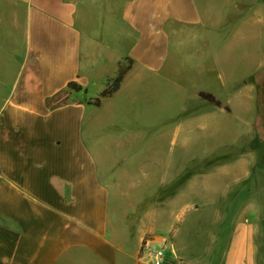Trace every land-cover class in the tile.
<instances>
[{
	"label": "crops",
	"instance_id": "crops-1",
	"mask_svg": "<svg viewBox=\"0 0 264 264\" xmlns=\"http://www.w3.org/2000/svg\"><path fill=\"white\" fill-rule=\"evenodd\" d=\"M203 1L201 8L196 0H0V21H22L17 30L24 48L9 88L1 83L0 264H138L142 238L130 252L119 236L109 235L111 184L100 176L97 161L81 138L87 112L100 109L109 99L100 107L82 102L99 95L87 96L94 67L81 66L83 41L97 43L90 33L93 26L111 44L126 47L114 58L113 77L120 61H132L115 94L130 74L165 69L171 37L180 52L194 43L200 70L213 76L221 93L220 99L212 97L214 107L195 123L206 128L227 116L240 120L243 130L241 138L223 145L228 155L211 152L205 159L208 166L197 170L199 175L182 178L174 166L181 162H167L161 188L170 199L161 212L171 225L189 208L206 205L202 197L209 196L216 218L224 215L227 220L224 197L234 196L229 202L231 220L218 230L223 264H247L250 255L252 264H264V226L257 201L264 190V140L253 106L257 85L264 82V0H219V13L214 5L218 0ZM249 42L254 45L252 56L246 53ZM221 48L226 56L219 55ZM235 52L241 53V64L252 60L237 77L227 70L228 57ZM70 82L82 91L67 89ZM59 94L71 102L54 106ZM179 130L178 125L173 131ZM111 182L120 188L116 179ZM185 197L193 198L185 202ZM250 211L256 215L252 224L246 220ZM156 237L164 249L169 240ZM171 256L185 264L181 255ZM195 258L196 264H211L213 255Z\"/></svg>",
	"mask_w": 264,
	"mask_h": 264
},
{
	"label": "rangeland",
	"instance_id": "rangeland-1",
	"mask_svg": "<svg viewBox=\"0 0 264 264\" xmlns=\"http://www.w3.org/2000/svg\"><path fill=\"white\" fill-rule=\"evenodd\" d=\"M196 1L203 8L204 1ZM214 5L218 13L222 11L219 0ZM19 25H22L21 20L0 21V92H3L1 83L9 88L24 59L23 37L21 31L17 30ZM79 26L85 32L80 22ZM90 33L92 40L97 43L87 45L83 37L81 66L82 70H87L91 64L94 67L87 96L95 97L106 81L114 76V58L125 53L126 47L112 42L117 45L115 48L104 35H99L96 26L90 29ZM177 42L175 37H171L170 58L163 71L148 75L139 72L130 74L119 93L105 100L100 109H90L81 126V138L97 161L100 176L108 185L111 184V237L119 236L130 252L136 250L138 237H164L170 243L164 248L167 258L165 264H181L171 255H181L185 264H196V255L206 258L213 255L211 264H223V237L218 238V230L222 231V225L231 220L233 205L229 202L234 196L224 197L227 202L221 197L226 202L224 208L229 212L227 220L224 215L221 219L216 218L215 209L207 202L209 196L202 197L206 205L198 204L197 209L189 208L171 225H168L167 217H163L161 212L170 199L161 188L162 173L167 162H181L174 166L181 170L182 178L199 175L197 170L201 166H208L210 161L205 159L211 152L217 151L220 156L228 155L223 145L241 138L243 130L240 120H232L227 116H221L218 125L206 128L195 123L201 113L214 107L212 97L218 96L220 99L221 93L216 89L217 83L213 76L203 74L200 70L201 58L194 53V43L180 52ZM253 48V43L249 42L246 46L249 56H252ZM240 54L235 52L228 57L230 64L227 70L235 77L245 73L252 62L248 58L242 64L239 63ZM242 54L245 55V52ZM219 55L226 56L225 50L219 49ZM119 64L126 66L128 62L122 60ZM88 100L83 99V104L87 105ZM69 102L64 96L62 105ZM253 106L261 128L258 133L264 140V82L257 85ZM178 125L180 130L175 133L173 130ZM112 179H116L119 189L112 186ZM116 191L120 194L116 195ZM190 198L193 197H185V202L190 201ZM257 201L260 206L258 217L264 226V190ZM255 218L252 211L246 216L251 224ZM174 250L176 254H173ZM246 263L252 264L251 255Z\"/></svg>",
	"mask_w": 264,
	"mask_h": 264
},
{
	"label": "built area",
	"instance_id": "built-area-1",
	"mask_svg": "<svg viewBox=\"0 0 264 264\" xmlns=\"http://www.w3.org/2000/svg\"><path fill=\"white\" fill-rule=\"evenodd\" d=\"M64 96L57 95L54 98V106L62 105ZM157 237L148 236L141 239L138 249V264H164L166 262L164 249L157 246Z\"/></svg>",
	"mask_w": 264,
	"mask_h": 264
},
{
	"label": "trees",
	"instance_id": "trees-1",
	"mask_svg": "<svg viewBox=\"0 0 264 264\" xmlns=\"http://www.w3.org/2000/svg\"><path fill=\"white\" fill-rule=\"evenodd\" d=\"M125 61L128 62V65L124 66L122 64H119L116 76L107 83L106 88L102 90L96 98H90L87 101V105L100 107L102 100L112 97L113 94H115L119 90L120 85L126 73L130 70L132 64V61L129 59H125ZM67 89L74 92L82 91V87L75 82L68 83Z\"/></svg>",
	"mask_w": 264,
	"mask_h": 264
}]
</instances>
